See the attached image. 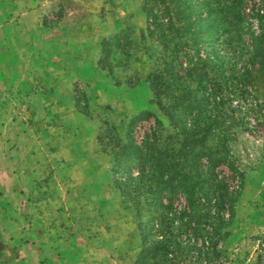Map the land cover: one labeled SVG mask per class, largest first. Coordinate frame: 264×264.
Instances as JSON below:
<instances>
[{"label": "trees", "instance_id": "16d2710c", "mask_svg": "<svg viewBox=\"0 0 264 264\" xmlns=\"http://www.w3.org/2000/svg\"><path fill=\"white\" fill-rule=\"evenodd\" d=\"M205 2L140 0L153 48L145 81L172 133L163 138L161 121L149 110L129 120L123 139L106 118L98 127L97 144L111 156L110 180L135 209L140 250L134 264L226 261L222 230L234 219L254 162L263 159L260 153L243 163L232 145L244 138L264 148V100L256 94L264 80V0H224L217 8ZM62 19L51 9L42 24ZM218 29L227 37V60L209 54L210 35ZM128 45L135 47L124 31L104 37L97 63L116 85L133 87L138 72L123 65L121 80L112 68L113 49L129 57ZM79 84L73 83L74 97L88 106L83 88L78 96Z\"/></svg>", "mask_w": 264, "mask_h": 264}, {"label": "rangeland", "instance_id": "374dc122", "mask_svg": "<svg viewBox=\"0 0 264 264\" xmlns=\"http://www.w3.org/2000/svg\"><path fill=\"white\" fill-rule=\"evenodd\" d=\"M205 1L217 8L224 0ZM51 9L62 12V22L55 26H44L43 17ZM262 10L264 11V7ZM247 12L251 13L248 9ZM249 21L253 29L256 28L254 20L251 18ZM120 31H124L131 38L135 47L128 45L131 53L129 57L120 50L113 49V71L122 80L120 69L126 65L128 72H138L140 79H145L152 61L153 48L146 33V18L141 10L140 0H0V136L3 135L0 138V165L3 164L4 154L9 148V154H13L14 147L18 149L21 163L29 160L27 151L33 144L46 145L44 137L48 136L47 134L52 137L55 135L56 138L61 130H64L71 136H77V131H81V128L74 125L63 129L57 115L41 95L47 93L46 90L51 84L67 83V79L63 80L62 68L70 72L72 70L74 61L70 58L72 52L68 45L73 39L80 40L86 47L96 45L98 62L102 39ZM220 34L221 29H218L217 34L210 35L212 45L209 47V54L227 60L231 51L223 44L227 37ZM242 35L247 38L246 33ZM116 43L114 40L113 45ZM60 57H64V65L58 61ZM75 81L77 80L72 81V92ZM79 81L82 82L78 85L80 98L84 87L83 81ZM256 94L260 100H264V80L257 85ZM38 95L40 96L37 97ZM152 98L151 93V101ZM73 103L75 110L87 122L94 121L96 126L92 144L91 133L87 129L83 130L87 132L83 136V146H96L100 151L96 142L98 127L101 120L112 111V106L104 105L95 116V109L89 103L87 106L82 100L77 102L74 92ZM153 106L161 121L160 133L165 138L172 133L170 123L155 103ZM133 116L127 114L124 127L116 128L120 138L123 139L126 125ZM33 135L38 136L36 140ZM232 150L236 158L243 163L260 153H263V159L254 162L257 166L247 175L242 192L235 203L234 219L222 230L226 256V261H222V264H259L260 244L264 242V148L260 140L249 141L241 138L232 145ZM105 154L103 152L101 162L109 163L110 167L111 156L105 157ZM25 172H20L23 175L19 174V179L26 175ZM103 175L105 179L110 180L109 171ZM102 189L103 202L100 210L103 216L107 214L108 219L102 220L100 225L106 228L112 223V229L114 228L118 235L119 249L116 256L121 258L120 260L128 261V264H134L140 250L135 209L127 199L113 191L112 187L104 186ZM86 204L87 215L82 223L88 231L93 227L90 215L93 204ZM99 227L97 226L96 233H99ZM87 235L90 239L91 235ZM125 241L131 243L124 246ZM78 253L86 262L89 249ZM68 255L71 257L73 252L69 251Z\"/></svg>", "mask_w": 264, "mask_h": 264}, {"label": "crops", "instance_id": "0c3cea01", "mask_svg": "<svg viewBox=\"0 0 264 264\" xmlns=\"http://www.w3.org/2000/svg\"><path fill=\"white\" fill-rule=\"evenodd\" d=\"M68 47L74 64L71 72L62 68V77L67 83L51 84L41 96L57 115L63 129L77 125L81 131H77L76 137L64 130L56 138L47 134L46 145L33 144L27 151L29 160L21 163L16 147L13 154H9L10 148L5 152L0 165L1 264H128L116 256L118 235L112 223L106 228L100 225L102 220L108 219L100 210L102 188L108 186L116 190L103 175L109 171V163L101 162L103 152L96 146L82 144L85 129L91 133L93 143L96 126L75 110L72 81H83L95 116L104 105L112 106L106 118L118 129L124 127L127 114L155 111L151 91L144 78L133 87L116 85L107 71L98 66L96 45L86 47L80 40L73 39ZM58 61L64 65V57ZM33 137L36 140L38 136ZM20 172L26 175L19 179V174L23 175ZM87 202L93 204L90 214L93 227L88 231L82 223L87 215ZM97 226H100L99 233H96ZM130 241L123 245H129ZM87 248L89 254L85 262L78 252ZM69 251L73 252L71 257Z\"/></svg>", "mask_w": 264, "mask_h": 264}, {"label": "built area", "instance_id": "2783aa9c", "mask_svg": "<svg viewBox=\"0 0 264 264\" xmlns=\"http://www.w3.org/2000/svg\"><path fill=\"white\" fill-rule=\"evenodd\" d=\"M0 264H1V261H0Z\"/></svg>", "mask_w": 264, "mask_h": 264}]
</instances>
